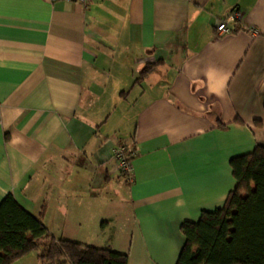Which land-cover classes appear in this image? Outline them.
<instances>
[{
  "label": "crops",
  "instance_id": "1",
  "mask_svg": "<svg viewBox=\"0 0 264 264\" xmlns=\"http://www.w3.org/2000/svg\"><path fill=\"white\" fill-rule=\"evenodd\" d=\"M257 145L264 0H0V203L46 205L57 237L176 264L182 225L224 205Z\"/></svg>",
  "mask_w": 264,
  "mask_h": 264
},
{
  "label": "trees",
  "instance_id": "2",
  "mask_svg": "<svg viewBox=\"0 0 264 264\" xmlns=\"http://www.w3.org/2000/svg\"><path fill=\"white\" fill-rule=\"evenodd\" d=\"M156 65H146L137 81ZM231 166L236 188L223 206L182 225L186 239L176 264H264V145L234 157ZM45 213L46 205L34 215L13 193L2 200L0 264H15L34 252L42 264H128V253L57 237L44 223Z\"/></svg>",
  "mask_w": 264,
  "mask_h": 264
},
{
  "label": "built area",
  "instance_id": "3",
  "mask_svg": "<svg viewBox=\"0 0 264 264\" xmlns=\"http://www.w3.org/2000/svg\"><path fill=\"white\" fill-rule=\"evenodd\" d=\"M54 1V0H52ZM79 3H86L89 0H71ZM243 15L240 10H234L231 12L225 19L220 20L217 24V30L219 34L229 33L232 31V28L230 27V23H239L242 22ZM253 32H256L254 27L250 28ZM134 154L129 153L125 146H119L115 149V158L117 159L119 163V168L122 170L124 175H126L127 179L129 181H132L134 178V165H133V159Z\"/></svg>",
  "mask_w": 264,
  "mask_h": 264
},
{
  "label": "rangeland",
  "instance_id": "4",
  "mask_svg": "<svg viewBox=\"0 0 264 264\" xmlns=\"http://www.w3.org/2000/svg\"><path fill=\"white\" fill-rule=\"evenodd\" d=\"M121 107V106H120ZM103 242V238L100 237L94 243ZM15 264H42V261L38 258V252L31 253L30 255L17 261Z\"/></svg>",
  "mask_w": 264,
  "mask_h": 264
}]
</instances>
